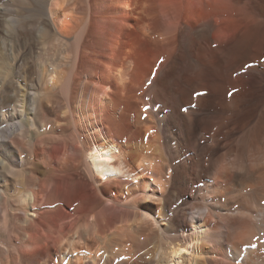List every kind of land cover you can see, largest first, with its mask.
Segmentation results:
<instances>
[{"label": "bare ground", "instance_id": "1", "mask_svg": "<svg viewBox=\"0 0 264 264\" xmlns=\"http://www.w3.org/2000/svg\"><path fill=\"white\" fill-rule=\"evenodd\" d=\"M0 264H264V0H0Z\"/></svg>", "mask_w": 264, "mask_h": 264}]
</instances>
